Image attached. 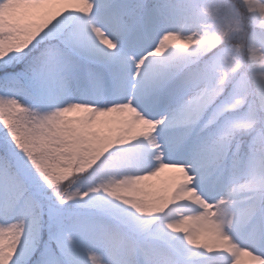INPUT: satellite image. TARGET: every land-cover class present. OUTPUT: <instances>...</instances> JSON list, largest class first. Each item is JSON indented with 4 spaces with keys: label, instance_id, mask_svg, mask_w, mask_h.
I'll return each instance as SVG.
<instances>
[{
    "label": "snow or ice",
    "instance_id": "obj_1",
    "mask_svg": "<svg viewBox=\"0 0 264 264\" xmlns=\"http://www.w3.org/2000/svg\"><path fill=\"white\" fill-rule=\"evenodd\" d=\"M0 264H264V0H0Z\"/></svg>",
    "mask_w": 264,
    "mask_h": 264
}]
</instances>
